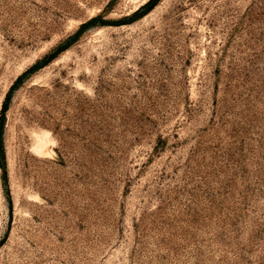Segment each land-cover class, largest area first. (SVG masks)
<instances>
[{"label":"rangeland","instance_id":"1","mask_svg":"<svg viewBox=\"0 0 264 264\" xmlns=\"http://www.w3.org/2000/svg\"><path fill=\"white\" fill-rule=\"evenodd\" d=\"M0 264H264V0H0Z\"/></svg>","mask_w":264,"mask_h":264}]
</instances>
